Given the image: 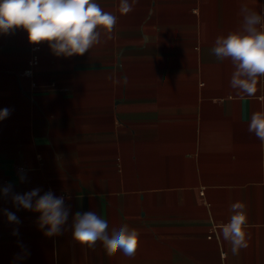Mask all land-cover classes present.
<instances>
[{"label": "crops", "instance_id": "1", "mask_svg": "<svg viewBox=\"0 0 264 264\" xmlns=\"http://www.w3.org/2000/svg\"><path fill=\"white\" fill-rule=\"evenodd\" d=\"M129 2L124 13L120 0H97L117 17L111 38L101 30L71 57L41 43L32 75L27 32L0 33V109L12 110L0 121V187L51 190L70 206L62 234L45 237L39 213L0 196V264H264V143L248 131L264 112V77L254 96L238 93L231 59L211 52L241 29V4L264 14V0ZM233 203L249 237L237 255L221 233ZM78 211L109 232L138 230L135 256L78 244Z\"/></svg>", "mask_w": 264, "mask_h": 264}, {"label": "clouds", "instance_id": "2", "mask_svg": "<svg viewBox=\"0 0 264 264\" xmlns=\"http://www.w3.org/2000/svg\"><path fill=\"white\" fill-rule=\"evenodd\" d=\"M122 12L132 10L129 0H120ZM242 25L239 31L218 36L211 49L218 61L230 58L234 72L230 86L238 93L254 96L258 77H264V14L241 4ZM117 17L105 11L97 0H0V33L22 28L28 34L29 43L39 45L47 43L56 56H83L94 45L101 43V30L105 34L113 31ZM114 83L127 84V77L114 80ZM11 109H0V121L11 115ZM249 133L264 143V112L254 113L248 125ZM19 179L25 182L27 177L20 170ZM35 188L23 194L15 193L9 182L0 187V196L11 197L17 209L39 213L37 224L45 237L62 234L68 221L70 206L65 204L63 196H56L49 190L40 195ZM38 197V198H37ZM4 215L11 224L18 225V216L7 209ZM232 213L229 221L221 227L222 237L231 243L234 255L248 247L246 233L247 219L242 203L230 206ZM72 238L78 244L94 248L100 242L108 256L123 253L134 257L140 244L138 230L124 224L109 232L108 222L95 212H76L72 224ZM18 229L13 230V235Z\"/></svg>", "mask_w": 264, "mask_h": 264}, {"label": "built area", "instance_id": "3", "mask_svg": "<svg viewBox=\"0 0 264 264\" xmlns=\"http://www.w3.org/2000/svg\"><path fill=\"white\" fill-rule=\"evenodd\" d=\"M40 49V45H33L32 47V58L30 61V66L25 69V74L27 75H32L33 74V67L38 63V55H37V50Z\"/></svg>", "mask_w": 264, "mask_h": 264}]
</instances>
